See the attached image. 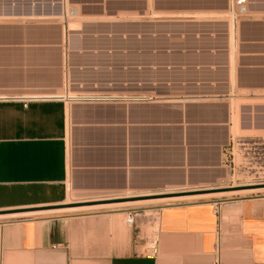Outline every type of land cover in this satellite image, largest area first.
I'll return each mask as SVG.
<instances>
[{"label": "crops", "instance_id": "obj_1", "mask_svg": "<svg viewBox=\"0 0 264 264\" xmlns=\"http://www.w3.org/2000/svg\"><path fill=\"white\" fill-rule=\"evenodd\" d=\"M236 1L0 9V264H264V198L202 200L235 147L264 164V0Z\"/></svg>", "mask_w": 264, "mask_h": 264}, {"label": "rangeland", "instance_id": "obj_2", "mask_svg": "<svg viewBox=\"0 0 264 264\" xmlns=\"http://www.w3.org/2000/svg\"><path fill=\"white\" fill-rule=\"evenodd\" d=\"M246 147H235L233 151V156L235 157V167L234 172L229 176L228 181L225 183L211 188L209 191L205 192L202 200H218V201H228L233 199H243V198H264V191L252 192L246 194H238L237 191H243L241 188L246 186H264V164L254 160L251 156L252 153ZM256 158V157H254ZM225 193V194H220ZM219 194V195H218ZM139 215H146L148 212L145 210H136ZM152 219L157 218V212H151ZM25 219V218H21ZM12 219H0L2 221H11ZM155 225V224H154ZM146 235L150 236L149 228L146 230Z\"/></svg>", "mask_w": 264, "mask_h": 264}, {"label": "built area", "instance_id": "obj_3", "mask_svg": "<svg viewBox=\"0 0 264 264\" xmlns=\"http://www.w3.org/2000/svg\"><path fill=\"white\" fill-rule=\"evenodd\" d=\"M16 2L19 4L21 3L24 4L23 6H30V7H35V6H39L40 4H45L44 0H15L14 3L13 0H10L9 2H7L6 0H1L0 9L5 10L7 7H12L16 4ZM57 3L61 5V3H63V0H58ZM234 6L235 8H237L238 14L240 15L243 14L245 10V0H237L234 3ZM135 217L136 214L134 212L127 214L126 223L128 225H132L134 223ZM154 254H155V249L150 248L148 252L149 257L154 256ZM212 264H218V260H214Z\"/></svg>", "mask_w": 264, "mask_h": 264}, {"label": "bare ground", "instance_id": "obj_4", "mask_svg": "<svg viewBox=\"0 0 264 264\" xmlns=\"http://www.w3.org/2000/svg\"><path fill=\"white\" fill-rule=\"evenodd\" d=\"M25 17V16H24ZM62 17V16H61ZM54 18V17H52ZM57 18V17H56ZM7 20V19H6ZM11 20V19H10ZM32 48V47H31ZM245 188L247 189H244L243 191H237L236 193H240V194H246V193H252V192H257V191H264V187H257V186H246ZM220 194H225V193H220ZM219 195V194H218ZM136 202V201H135ZM144 202V201H143ZM128 203V202H127ZM141 203V201L139 202ZM135 204V203H134ZM137 204V203H136ZM128 206V205H127ZM75 208V207H74ZM87 210V209H86ZM38 214V213H37ZM43 214V213H42ZM34 215V214H33ZM11 216V215H10ZM22 216V215H21ZM27 216V215H26ZM4 217V216H3ZM18 217V216H17ZM1 219V218H0Z\"/></svg>", "mask_w": 264, "mask_h": 264}, {"label": "water", "instance_id": "obj_5", "mask_svg": "<svg viewBox=\"0 0 264 264\" xmlns=\"http://www.w3.org/2000/svg\"><path fill=\"white\" fill-rule=\"evenodd\" d=\"M259 187H264V186H259ZM241 189L244 190V189H247V188H241ZM202 193H205V192H202ZM17 213H22V212H3V213L0 212V216L1 215L17 214Z\"/></svg>", "mask_w": 264, "mask_h": 264}]
</instances>
